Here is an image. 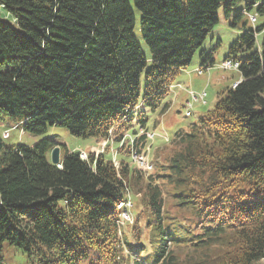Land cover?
Segmentation results:
<instances>
[{
  "label": "trees",
  "instance_id": "trees-1",
  "mask_svg": "<svg viewBox=\"0 0 264 264\" xmlns=\"http://www.w3.org/2000/svg\"><path fill=\"white\" fill-rule=\"evenodd\" d=\"M224 1L133 0L149 61L130 0H0L15 20L0 18V124L30 135L57 125L130 157L145 150L148 112L169 108ZM255 5L264 13V0H250L233 25L246 26ZM263 30L230 46L248 52L237 58L242 79L156 148L149 174L93 151H68L58 167L56 134L33 146L0 136V264L10 249L34 264H264ZM214 62L208 54L202 66ZM129 198L133 240L118 208Z\"/></svg>",
  "mask_w": 264,
  "mask_h": 264
},
{
  "label": "rangeland",
  "instance_id": "rangeland-1",
  "mask_svg": "<svg viewBox=\"0 0 264 264\" xmlns=\"http://www.w3.org/2000/svg\"><path fill=\"white\" fill-rule=\"evenodd\" d=\"M250 0H240L232 7L230 15H227L224 10V6L228 5L229 0H225L224 4L219 12V22L211 29L209 35L203 45H201L192 59L190 65L182 70L179 76L176 78L169 95L166 97L164 104H169V108L161 113V108L156 111L148 112L147 129L149 134H153V138H148L147 147L149 150V156L157 160V152L162 146L167 145L169 140L174 137V134L179 129L187 128L191 123L198 120V118L208 109H211L217 99L218 94L227 88L232 87L233 80L242 77L240 70H226L221 68V64L227 57L243 58L248 55V52H239L236 54L230 53V46L242 36L245 32L256 27H262L264 25V13H260L257 5L253 6L247 13L248 23L246 26L242 22H238L233 25L234 17L238 12H243L247 3ZM134 15H135V27L134 34L139 43L141 44L145 54L150 61L149 47L144 41L140 29V12L134 5L133 0H130ZM250 16L256 17V22H251ZM0 18L15 24V20L11 14L5 9H0ZM264 39V30L256 33V46L259 48L262 45ZM208 54H212L214 64L210 65L209 70L200 75L198 70L202 67L203 61ZM203 91L207 92L206 104L201 101L192 102L190 108L186 107V101L192 99L191 92L200 94ZM190 110L192 114L186 115V112ZM8 131L9 137L4 138V133ZM56 134L62 137L65 142V146L61 148V156L65 155L68 151L86 152L82 156L85 158L90 152L103 153L107 159H116L118 161L126 159L132 161V158L128 155L120 153L117 148L118 143H111L110 149L107 150V145H103L96 141L93 137H78L70 133L67 128L57 125L49 126L48 130L39 135H30L25 133L19 128H15L14 123L9 125L0 124V136L4 139L5 145L15 146L25 144L33 146L42 140L44 137ZM157 148V152L154 149ZM147 150V152H148ZM163 158V157H161ZM153 159V160H154ZM118 163V162H117ZM147 174V172H146ZM137 208V207H136ZM135 208V209H136ZM137 217L138 214H135ZM145 218L141 215L140 224L143 226ZM124 232L128 236V240H133L132 225L126 224L124 226ZM151 261V256L149 258ZM4 264H34V261H30L29 257L16 249H10L4 253Z\"/></svg>",
  "mask_w": 264,
  "mask_h": 264
},
{
  "label": "water",
  "instance_id": "water-1",
  "mask_svg": "<svg viewBox=\"0 0 264 264\" xmlns=\"http://www.w3.org/2000/svg\"><path fill=\"white\" fill-rule=\"evenodd\" d=\"M51 161L53 164H58L60 162V147H55L51 151Z\"/></svg>",
  "mask_w": 264,
  "mask_h": 264
},
{
  "label": "built area",
  "instance_id": "built-area-1",
  "mask_svg": "<svg viewBox=\"0 0 264 264\" xmlns=\"http://www.w3.org/2000/svg\"><path fill=\"white\" fill-rule=\"evenodd\" d=\"M252 20L255 21V18L253 17ZM222 67L225 68V69H238V68H239V66H236V65L230 64V63L228 62V60H225V61L223 62ZM203 95H205V94H203ZM82 157H83V156H82ZM142 159H143L142 156H140V157H139V160H141V161L143 162ZM59 167H61V166H59Z\"/></svg>",
  "mask_w": 264,
  "mask_h": 264
},
{
  "label": "bare ground",
  "instance_id": "bare-ground-1",
  "mask_svg": "<svg viewBox=\"0 0 264 264\" xmlns=\"http://www.w3.org/2000/svg\"><path fill=\"white\" fill-rule=\"evenodd\" d=\"M228 60V62L230 63V64H233V65H236V66H240V63L238 62V61H235V60H233V59H227ZM4 136H8V132H5V134H4ZM84 157V156H83ZM142 162V161H141ZM58 166H61V165H58ZM142 166V165H141ZM126 215V214H125Z\"/></svg>",
  "mask_w": 264,
  "mask_h": 264
},
{
  "label": "crops",
  "instance_id": "crops-1",
  "mask_svg": "<svg viewBox=\"0 0 264 264\" xmlns=\"http://www.w3.org/2000/svg\"><path fill=\"white\" fill-rule=\"evenodd\" d=\"M239 80H241V78H239V79H234V80H233V84H234L236 81H239ZM233 84H232V86H233Z\"/></svg>",
  "mask_w": 264,
  "mask_h": 264
}]
</instances>
